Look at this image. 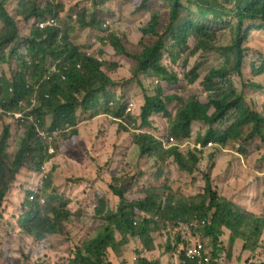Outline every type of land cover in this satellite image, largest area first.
<instances>
[{"label": "trees", "instance_id": "obj_1", "mask_svg": "<svg viewBox=\"0 0 264 264\" xmlns=\"http://www.w3.org/2000/svg\"><path fill=\"white\" fill-rule=\"evenodd\" d=\"M125 1L135 15L149 14V21L140 27L138 44L131 42L132 28L126 23L122 31L110 27L104 39L101 19L102 15L110 14L102 7L105 4L102 0H87V3L73 0L61 5L48 0L44 9L38 0H20L16 9L18 18L27 27L32 23L24 37L18 21L6 9L9 0H0L1 230L4 225H11L2 210L7 195L18 185L21 172L25 169L41 175V165L53 161L48 176L41 178L45 182L43 189L26 190L22 212L14 222L17 230L7 235L5 247L19 233L33 247L42 245L44 250L51 248L55 253L51 256L48 251L43 252L37 260L21 255L9 257V262L17 259L13 263L55 264L56 255L62 253L66 257L64 261L60 256L63 264H128L131 261L126 260L131 257L125 249L130 247L131 237H138L145 250H153V232L167 224L175 227L183 222L182 230H185V224L194 218L197 222L205 219L203 235L211 238L212 245L206 246L202 239L203 252L210 258V264H230V250L224 263L220 259L223 250L218 244L224 229L230 235V246L239 239L244 243L243 249L250 250L264 242V171L255 169L242 181L245 186L253 183L257 189L249 207L221 195L213 183L212 170L200 167V155L205 149L212 150L209 157L237 151L240 160L236 163L242 171H245L243 161L252 163L250 151L256 150L257 160L264 163V101L260 97L262 103L254 99L259 90L264 91V57L260 50L253 51L248 46L252 30L264 29V0ZM65 9L76 15L74 26L64 21L61 12ZM49 16L55 26L40 29L39 23ZM225 30L229 39L218 40V33ZM20 46L26 50L21 52ZM190 50L194 51L191 55L215 51L222 57V64L212 66L202 79L206 102L198 95L186 98L177 95L180 78L174 65ZM166 52L169 62L165 61ZM114 58L128 64L125 80L135 82L142 92L139 112H135L134 100L126 102L122 94L116 95L114 87H124L111 76L116 65ZM185 76L188 83L195 82L199 77L197 66ZM32 96L37 98L32 113L41 119V126L48 123V131L64 130L54 137V140L58 137L55 142L58 153L73 146L84 151L85 138L80 131L88 129L87 118L114 125L121 137L130 132L129 146L113 145L117 153L112 160L100 164L103 157L96 156L84 172L96 173L98 178L102 171L110 174L108 188L118 199L116 207L100 190L93 192V212L71 211L70 200L57 196L54 172L58 165L54 159L58 155L48 153V144L38 135L33 123L20 125L12 121L13 113L31 105ZM174 101L179 105L173 114L168 105ZM130 104L132 110L127 111ZM159 113L168 123L167 133L161 136L146 130L152 125V116ZM195 122L205 125L203 132L194 133ZM136 123L137 128L133 129ZM13 127L19 138L16 150L10 151ZM185 143L189 146L183 151L181 147ZM132 145L137 156L126 161ZM171 163L187 176V181L177 187L168 177ZM132 169L134 173L129 172ZM201 180V190L185 192ZM84 214L101 220L100 226L92 229L82 223L75 228L76 221ZM72 215L74 220L70 221ZM184 250L179 264H197V260L185 256ZM135 264L161 263L160 257L141 256ZM246 264H264V259L248 260Z\"/></svg>", "mask_w": 264, "mask_h": 264}, {"label": "rangeland", "instance_id": "obj_2", "mask_svg": "<svg viewBox=\"0 0 264 264\" xmlns=\"http://www.w3.org/2000/svg\"><path fill=\"white\" fill-rule=\"evenodd\" d=\"M44 2L47 4L48 0H38V2ZM58 4L71 2L73 0H56ZM83 3H87V0H80ZM98 2L100 0H97ZM105 1V4L102 7H105L110 14L108 15H102V30H103V37L106 40V35L109 34L110 27L111 29L113 27H118L119 29L124 26V23L128 24L131 28V34H132V40L131 42L137 43L141 39V33H140V27L142 24H146L149 21V14H134V9L132 6H129V4L125 0H102ZM20 2V0H9V3L6 5V9L12 15L16 18L18 21V27L19 31L22 37L26 36L28 32L30 31V28L32 26V23H30V26L27 27V23L22 22L17 14V4ZM50 2V0H49ZM58 6V5H57ZM162 7V6H161ZM226 7L229 8V6L226 5ZM156 8V6L153 3V10ZM62 13V16L66 19V21L69 25H75L76 18L74 17V14H70L67 9H65ZM114 15V17H111V15ZM72 17V18H71ZM108 23L107 28H104L103 25ZM122 31V29H121ZM228 40L229 37L227 35V31H222L218 33V40ZM102 40V38H101ZM100 40V42H101ZM104 41V40H103ZM104 45L107 43L103 42ZM138 44V43H137ZM136 44V45H137ZM191 45L193 46V41H191ZM248 46L252 47V50L255 51L256 49L260 50L262 52V55L264 57V29L257 28L252 30L250 42L248 43ZM25 46H20V51L24 52L26 49ZM9 48H7L8 50ZM194 51L190 50L186 54L181 57V59L178 60V62L174 65V69L179 72V86L177 89V95L181 96L183 98H186L190 95H198L200 99L203 102H206V94L204 92L203 86H202V79L204 75L207 73V71L212 67H218L222 64V57L217 54L215 51H205L204 53H195L191 55ZM252 57L255 58V55L252 54ZM106 58V57H105ZM107 59V58H106ZM114 62H116V65L114 66L111 76L117 80L119 83L118 85H122V89H120L119 86H115L114 90H116V95L122 94L124 96V100L130 101L134 100L136 106V111L139 112V108L141 106L142 102V92L138 88L139 86L135 82H127L125 78L128 76V64L119 58L112 59ZM165 61L169 62L168 60V53H165ZM197 66L199 77L196 79L193 83H188L187 77L185 76L186 73L189 72V70L193 67ZM7 70L8 67L4 66ZM173 67V66H172ZM235 80L238 82V77H234ZM149 80V79H148ZM147 80V81H148ZM252 92V91H251ZM250 95V94H249ZM252 96V95H250ZM254 97V96H252ZM258 97V98H257ZM257 97H254V99L257 101L258 99L262 103V100L264 101V91L259 90L257 93ZM262 98V100L260 98ZM179 103L177 101L171 102L168 105V108L170 111L174 114L176 111V108L178 107ZM135 108V107H134ZM260 109L262 110V106H260ZM135 114V113H134ZM133 114V115H134ZM128 116V115H127ZM138 116V115H137ZM136 116V120L137 117ZM152 125L146 130L149 132H152L156 134L157 136H161L167 133V119L162 114H155L152 116ZM12 121L17 122L14 118ZM89 122V127L82 128L80 133L84 140V151H80L77 147L73 146L70 148H67L64 152H59V150L55 146L56 139L52 143V147L55 150L56 161L58 167L55 169L54 172V181L58 183V193L57 196L61 198H67L70 200V204L68 208L71 211H77V210H83L88 209L90 212H93L95 201H94V190H100L104 192L110 199V204L113 207H116L118 205V199L112 194V192L108 188V183L111 180L110 174L105 171L101 172V177H96V173L93 174H84V172L93 164L92 158L99 156L103 157L102 161H100V164L112 160L113 157L116 156V153L113 150V145H117L118 147H127L131 143V139L128 136V133L125 132L122 136V139H119L121 136H118L116 133L115 126L103 123L101 121H98V119L95 118H87L85 122ZM115 121L113 120V123ZM138 122V121H137ZM117 125L118 123L115 122ZM114 123V124H115ZM82 124H84L82 122ZM81 124V125H82ZM0 123V127H1ZM80 125V127H81ZM116 125V126H117ZM138 123H136L135 126H133V129L137 128ZM45 127V125H43ZM205 125L195 122L193 126L194 133L201 131L203 132ZM18 128V126H17ZM48 128V123L46 124V127ZM11 130V137L9 139V149L10 151L16 150V146L18 145V138L19 134L17 133V130ZM69 129V128H68ZM64 130L58 129L57 132L62 133ZM90 132L91 135H90ZM139 132V131H137ZM136 134V132H135ZM116 135V136H115ZM49 145V144H48ZM189 143H185L182 145L181 149L183 151H186L188 148ZM131 149V150H130ZM129 152L126 154V161H131L137 156V152L135 151V147H130ZM212 150L205 149L203 150V153L200 155V167L202 170H212V176H214L213 183L217 187V191L227 198H230L231 200L235 202H240L244 206L251 207L254 199L256 198V192L257 189L253 183L250 184V186H245L242 181L247 178L248 176H251L253 174V171L255 169H259L261 171H264V163L259 162L257 160L258 155L256 150L250 151L249 153V160H252L251 164H248L243 161L242 168L245 171L240 170L238 167V162L240 158L237 156V151L229 152L227 154L217 155L213 157H209V153ZM121 155V154H120ZM120 155H118L120 157ZM231 163V165H228V163ZM236 163V164H235ZM47 170V174L52 169V163H49V167L45 166ZM171 167V174L168 176L170 180H173L175 182V187L182 184V182L187 181V176L183 174L174 163L170 164ZM250 173L248 174V172ZM130 173H134L135 169H132L129 171ZM84 174V178L80 177ZM51 175V174H50ZM202 175L199 174V177ZM148 177V173H147ZM149 180V179H148ZM146 180V182L148 181ZM252 180V178L250 179ZM18 184L16 187L11 189L10 194L7 195L6 202L3 207V214L5 215L6 220L11 222L10 226L4 225V229L1 230L0 228V264L2 262H7L8 264H15L13 263L17 259L13 260V262H9L8 258H18L21 255V258H28L32 257L33 259L37 260L40 255H42L43 252H49L51 256L54 255L55 251L53 249L44 250L42 248V245L40 247H33L29 242L24 241V239L17 233L13 239L7 244V235L13 234L16 232L17 228L14 225L15 219L19 217V215L22 212L23 209V200L26 196V190H40L43 189L45 182L41 181V177L38 173L25 170L21 172V174L18 176V180L16 181ZM52 186V185H51ZM187 186H184L186 188ZM203 187L202 180L200 182H197L194 187L190 186L188 187L185 192L186 193H196L199 190H201ZM50 195V192H49ZM74 220V216L72 215L70 221ZM197 218H194L192 221H189L187 224L194 222H197ZM82 223L86 224L92 229H95L100 226L101 220L96 219L94 217L89 216L88 214H84L80 221H76L77 227L79 228L82 226ZM184 223V222H183ZM175 225L173 227V224H167L165 228H161L160 230L153 232L152 236L154 239V249L148 250L152 251L151 257H160L168 256V262L169 264H179L181 262L180 260V253L185 248H187L188 243L190 240L187 238H190L191 236L185 232L186 230H182V224ZM186 225V224H185ZM73 232V230H72ZM183 232H185V236H183ZM192 236L199 235L201 238H203L204 244L206 246L212 245L211 238L210 237H204V227H199L197 229L191 230ZM229 233L225 229L223 230V234L221 235L219 239L218 247L223 250V252L220 255L221 262L224 263L225 255L226 253H229L230 250V264H246L248 260L253 262H258L260 260L264 259V242L260 241V244H257L256 247L250 250H244L243 249V242L239 239H236L234 244L232 246L229 245ZM200 238V239H201ZM138 237H131L129 243L131 244L130 247H127L125 249V252L127 251V254H130V257H132V254L135 252L146 253L145 249L142 247V244L139 242ZM28 240V238H26ZM197 240V239H196ZM59 245V244H58ZM5 247V250L2 252L3 248ZM60 250L61 247H60ZM185 251V250H184ZM65 261V254L59 253L55 257V264H63L62 257ZM130 259L126 260L127 262ZM229 262V261H228Z\"/></svg>", "mask_w": 264, "mask_h": 264}, {"label": "built area", "instance_id": "obj_3", "mask_svg": "<svg viewBox=\"0 0 264 264\" xmlns=\"http://www.w3.org/2000/svg\"><path fill=\"white\" fill-rule=\"evenodd\" d=\"M54 24L49 21L46 24H42L41 28H45L46 26H53ZM31 105L26 108L23 109V111L20 112H15L13 113L14 119L21 125L24 122H31L33 123V125L36 127V131L38 133V135L45 141H47L49 143V152L52 153L54 152V148L52 147V143L54 140V137L56 135L59 134V132H57L58 128L55 129L54 131H48L47 129L43 128L41 126V119L34 116L32 114V111L35 107L36 104V96H32L31 99ZM133 107V104H130L129 107L127 108V111H131ZM192 225V224H191ZM187 229H190V226L186 227ZM203 244L200 242H194L191 246L188 247L187 252H186V256L189 259L192 260H197V264H210L209 260L210 258L203 252ZM137 257V256H136ZM134 257L133 259L136 260L137 258ZM133 264V263H131Z\"/></svg>", "mask_w": 264, "mask_h": 264}, {"label": "clouds", "instance_id": "obj_4", "mask_svg": "<svg viewBox=\"0 0 264 264\" xmlns=\"http://www.w3.org/2000/svg\"><path fill=\"white\" fill-rule=\"evenodd\" d=\"M28 1H33V0H26V2H28ZM40 5H41V8L42 9H44L46 6H47V4H48V1H47V4H45L44 2H41V1H39L38 2ZM74 17L76 18V15H74ZM50 19H53L52 18V16H49V17H47L44 21H42V22H40L39 23V28L40 29H42V30H45L46 28H48V27H54L55 25H53V26H46L45 28H41V25L42 24H46L47 22H49V21H51ZM52 22V21H51ZM107 25H108V23H106V24H104L103 25V27L104 28H107ZM88 54L90 55L91 54V52H88ZM100 59H103L102 57H99ZM36 104H37V98H36ZM35 104V105H36ZM35 108V107H34ZM33 114V113H32ZM39 118V117H38ZM43 127V126H42ZM44 128V127H43ZM46 129V128H45ZM57 136V135H56ZM45 141V140H44ZM54 141V140H53ZM47 144H49L47 141H45ZM48 147H49V145H48ZM48 153L50 154V155H55L54 153H55V150H54V152H52V153H50L49 152V148H48ZM55 160V159H54ZM52 163L53 164V161L52 160H50V161H48V162H45L44 164H42L41 165V175H40V177L41 178H46L47 176H48V174H47V170H46V167L45 166H48L49 167V163ZM33 198V197H32ZM192 224V225H191ZM205 224H206V222H205V219H202V220H200V221H198V222H196V223H194V222H191V223H189V224H186L185 225V232H187L191 237L190 238H187V239H190V240H195V241H190V243H189V245L187 246V248H185V256H186V252H187V249H188V247L189 246H191L194 242L196 243V242H200V243H202L203 244V241H202V239L203 238H201L199 235H196L195 237L194 236H192V233H191V230L192 229H197V228H199V227H204L205 226ZM187 226H190V229H187L186 227ZM185 232H183V236L184 237H186L185 236ZM201 238V239H200ZM197 239V240H196ZM204 246V245H203ZM133 256L131 257V258H129L130 259V263H128V264H131V263H133V264H135L137 261H138V259H139V257H141V255H139V253L138 252H135L134 254H132ZM137 256V257H136ZM134 257H136L137 259L136 260H134L133 258ZM187 257V256H186ZM188 258V257H187ZM189 259V258H188ZM191 260V259H190ZM183 262H184V260H183Z\"/></svg>", "mask_w": 264, "mask_h": 264}, {"label": "crops", "instance_id": "obj_5", "mask_svg": "<svg viewBox=\"0 0 264 264\" xmlns=\"http://www.w3.org/2000/svg\"><path fill=\"white\" fill-rule=\"evenodd\" d=\"M119 139H122V137H120ZM119 139H118V140H119ZM55 160H56V158H55ZM145 252H146V253H141V252H140L139 255H141V256H145V257H147V258H149V259L152 258V257H151V253H153L152 251H147V250H145ZM126 257H127V256H126ZM167 259H168V256H163L162 258H160V263H161V264H169V262H168ZM115 263H116V261H115Z\"/></svg>", "mask_w": 264, "mask_h": 264}]
</instances>
